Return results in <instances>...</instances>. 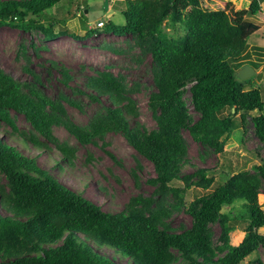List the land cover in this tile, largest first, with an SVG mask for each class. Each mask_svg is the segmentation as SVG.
<instances>
[{
  "label": "trees",
  "instance_id": "obj_1",
  "mask_svg": "<svg viewBox=\"0 0 264 264\" xmlns=\"http://www.w3.org/2000/svg\"><path fill=\"white\" fill-rule=\"evenodd\" d=\"M64 1L0 0V26L39 29L49 39L59 35L77 39L80 35L66 23L78 17L85 35H91L94 30L88 28L86 9L78 0H68L67 15L62 19L45 25L36 18ZM124 1V24L108 21L104 32L152 39L150 52L158 70L154 76L156 89L149 96L148 106L156 122L154 129L131 126L129 119L137 116V107L127 95L124 80L109 71L85 77L92 100L107 95L112 103L106 106L105 115L92 118L89 130L64 119L67 111L62 103L51 100L31 84L26 85L25 92L21 84L2 71L0 120L16 129L9 113L14 110L48 140L54 139L53 126L63 123L81 144L109 131H121L128 143L152 164L155 175L149 183L160 190L170 189L185 206L191 224L179 230L169 229L163 219L170 210L163 206L152 208V199L140 196L131 198L119 211L104 209L40 168L35 159L0 141V171L10 187L7 192L0 186V200L12 211L0 214V264H119L102 253L103 247L111 249L115 256L120 253L131 259L133 264H169L174 259L172 248L192 264H239L259 246L264 248V234L258 231L264 227L258 190L259 177L264 180V162L254 165L253 172L229 173L212 192L188 204L183 189L172 184L181 168L190 163L182 129L196 142L221 152L234 127L232 115L258 111L252 123L255 135L264 142V100L260 90L246 88L251 78L239 80L234 75L245 64L254 69L259 66L250 56L248 40L260 28L256 21L264 23V0H250L240 9L228 0H218L214 9L204 8L201 0ZM165 20L172 27L180 24L184 33L168 36L162 29ZM253 51L257 59L264 60L262 47L255 46ZM62 71L68 73L66 68ZM186 83H192V103L199 113L193 122L181 100ZM226 108L234 109V113L221 114ZM57 149L67 162H72L73 148L59 145ZM106 152L116 159L113 153ZM214 170L197 167L182 179L188 185V180L197 176V185L206 190L215 181ZM233 208L246 223V235L238 243L231 240L229 221ZM214 221L220 222L221 240L228 247L218 258H212L208 232V224Z\"/></svg>",
  "mask_w": 264,
  "mask_h": 264
},
{
  "label": "rangeland",
  "instance_id": "obj_2",
  "mask_svg": "<svg viewBox=\"0 0 264 264\" xmlns=\"http://www.w3.org/2000/svg\"><path fill=\"white\" fill-rule=\"evenodd\" d=\"M105 1L78 0L83 5V9H86L88 28L93 29L94 32L89 36L85 35L78 17L71 19L66 24L80 35L77 39L69 35H59L49 39L39 29L25 30L10 25L0 26V71L21 84L25 92H28L26 85L31 84L51 100L62 103L67 111L64 119L73 121L87 130L90 129L92 118L96 115H105L106 106L112 103L107 95H100L98 101L92 100L88 95V92L92 91L86 87L85 77L89 74L109 71L124 80L127 95L135 102L138 114L135 118L129 119L131 126L139 124L147 130H152L156 127V122L148 106V100L156 89L154 76L158 70L150 52L152 39H141L130 34L118 36L104 32L108 21L124 24L122 13L127 7L124 0H108L106 9ZM228 1L235 2L238 9L246 7L250 2V0ZM68 3L69 1L65 0L59 6L35 17L48 25L53 19H62L67 15ZM201 4L204 8L214 9L218 6V0H201ZM261 7L264 11V1ZM98 21H103L104 25L97 27ZM256 23L260 28L249 38L248 43L251 45L250 56L258 61L259 66L255 69V74L248 78H251V82L246 88H258L264 100V60L257 59L253 51L255 46L264 50V23L260 21ZM162 29L170 37L184 33V28L180 24L172 27L167 20L162 24ZM62 68H66L68 73L65 74ZM191 85L192 83H186L182 88L181 100L189 119L193 122L199 113L192 103ZM80 90H85L87 93H81ZM9 113L17 128L13 129L0 120V141L35 159L40 168L48 170L61 183L78 190L104 209L119 211L131 198L137 196L150 198L153 201L152 208L163 206L170 210V215L163 219L169 229L179 230L190 226L191 218L185 211V206L177 201L172 191L160 190L156 185L149 183V178L155 175L152 164L128 143L121 131H109L102 137L94 138L90 143L81 144L64 124L60 123L53 126L54 139L48 140L32 127L24 115L11 109ZM232 113L234 109L226 108L221 114ZM258 113L253 111L241 116L232 115L234 127L224 142L221 152L196 142L186 129L181 130L190 163L181 168L172 184L183 189L186 204L212 192L229 173L253 172L254 165L264 162V142L255 135L252 123V117ZM262 113L264 114V111ZM32 138L36 139V142L32 141ZM59 145H66L75 150L72 162L66 161V157L57 149ZM106 150L113 153L116 159H113ZM58 163H62L63 166L60 168ZM201 166L215 168L213 171L216 176L215 181L206 190L197 185L199 180L197 176H192L188 180V185L182 179V176L192 173ZM0 186L10 192L6 176L1 171ZM258 190L264 211V180L261 177H259ZM237 205L238 203L236 207ZM236 209H232V217L229 221L233 243H238L246 235V223L236 215ZM5 212L12 214V211L5 208L0 200V214L4 215ZM258 231L264 234V227ZM208 232L212 258L223 256L228 247L221 240L220 222H210ZM101 251L113 257L119 264H133L131 259L121 257L120 253L115 256V253L107 247L101 248ZM172 252L174 259L169 264H192L177 249L172 248ZM263 263L264 248L259 246L239 264Z\"/></svg>",
  "mask_w": 264,
  "mask_h": 264
},
{
  "label": "water",
  "instance_id": "obj_3",
  "mask_svg": "<svg viewBox=\"0 0 264 264\" xmlns=\"http://www.w3.org/2000/svg\"><path fill=\"white\" fill-rule=\"evenodd\" d=\"M105 7L106 9L108 8V0L105 1ZM255 74V69L250 66V65H244L242 68L239 70H236L234 72V75L239 79V80H245L251 77L252 75Z\"/></svg>",
  "mask_w": 264,
  "mask_h": 264
},
{
  "label": "built area",
  "instance_id": "obj_4",
  "mask_svg": "<svg viewBox=\"0 0 264 264\" xmlns=\"http://www.w3.org/2000/svg\"><path fill=\"white\" fill-rule=\"evenodd\" d=\"M104 25V23H103V21H99L98 23H97V26L99 27V26H103Z\"/></svg>",
  "mask_w": 264,
  "mask_h": 264
},
{
  "label": "clouds",
  "instance_id": "obj_5",
  "mask_svg": "<svg viewBox=\"0 0 264 264\" xmlns=\"http://www.w3.org/2000/svg\"><path fill=\"white\" fill-rule=\"evenodd\" d=\"M99 22V21H98ZM96 26H97V24H96ZM98 27V26H97ZM245 65H249V64H245ZM244 66V65H243ZM251 66V65H250ZM242 68V67H241ZM239 70V69H238Z\"/></svg>",
  "mask_w": 264,
  "mask_h": 264
},
{
  "label": "crops",
  "instance_id": "obj_6",
  "mask_svg": "<svg viewBox=\"0 0 264 264\" xmlns=\"http://www.w3.org/2000/svg\"><path fill=\"white\" fill-rule=\"evenodd\" d=\"M235 3V2H234ZM250 47H251V45H250ZM251 49V48H250Z\"/></svg>",
  "mask_w": 264,
  "mask_h": 264
}]
</instances>
